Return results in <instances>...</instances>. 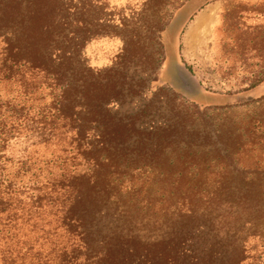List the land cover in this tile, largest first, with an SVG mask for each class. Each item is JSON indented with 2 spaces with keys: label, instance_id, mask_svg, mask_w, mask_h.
Segmentation results:
<instances>
[{
  "label": "trees",
  "instance_id": "trees-1",
  "mask_svg": "<svg viewBox=\"0 0 264 264\" xmlns=\"http://www.w3.org/2000/svg\"><path fill=\"white\" fill-rule=\"evenodd\" d=\"M210 2L189 0L194 11L186 20ZM94 5L0 0V83L14 87L19 98L12 100L20 103L9 110L10 132L36 138L19 169L28 180L0 182V264L258 261L264 250V93H250L264 82V70L253 72L258 75L241 92L218 97L232 99L217 104L225 109L246 108L240 118L230 117L241 119L239 128L188 130L179 114L150 119L151 103L118 117L111 106L125 86L131 96L144 87L145 79L128 76L139 41L125 46L121 69L84 65L82 48L114 26ZM146 62L142 73H154L153 56ZM43 90L51 102L34 108V96ZM1 111L2 103L3 117ZM244 158L250 166L239 167ZM124 162L143 179L126 178ZM145 172L160 177L155 196V180H146ZM151 209L157 229L144 239L133 230L131 215Z\"/></svg>",
  "mask_w": 264,
  "mask_h": 264
},
{
  "label": "rangeland",
  "instance_id": "rangeland-1",
  "mask_svg": "<svg viewBox=\"0 0 264 264\" xmlns=\"http://www.w3.org/2000/svg\"><path fill=\"white\" fill-rule=\"evenodd\" d=\"M188 1L93 0L98 4L94 6L102 9L99 18L113 20L114 26L111 25L109 30L104 28L101 33L105 34L88 41L80 51V59L91 69H117L118 66L121 69L124 66L119 64V56L127 43L138 39L139 43L135 45L137 53L128 64V76L135 82L145 79L144 87L141 94L131 96L127 94L128 85L125 86L122 98L111 106L116 116L136 114L151 103L148 111L150 119L179 114L188 130L212 133L234 124L239 128L241 119L230 117L240 118L246 108L227 106L229 108L225 109L217 104L230 103L232 99L220 101L218 97L228 92H241L258 75L253 72L264 70V0H209L211 2L202 10L194 12L192 19L186 20L187 14L194 11L188 8ZM240 26L243 30L251 27V30L241 33ZM159 30L161 39H157ZM147 55L154 58V73H142L149 66ZM247 59L250 61L247 62ZM134 81L127 80L126 83L134 85ZM161 89L164 91L160 92ZM14 90L6 82L0 83L3 114L0 120L5 132L0 138V182L16 177L18 186L19 182H26L30 177V174L23 176L19 169L27 154L35 150L32 142L36 138L25 137L14 130L10 132L9 110L20 105L19 100H12L13 96L19 98ZM158 92L160 96L156 97ZM263 93L264 82L250 95L257 97ZM34 99V108L51 102L47 90L37 92ZM126 164L124 162L120 167L126 178H142L140 173L132 171L133 167L129 164L127 167L131 168H125ZM250 164L244 158L238 166ZM123 175L121 178H124ZM147 176L145 172L146 180ZM159 178L155 173L148 176L149 180H155L151 185L154 196L157 189L155 183ZM131 216L132 228L142 238L147 239L157 229L152 209L151 213L140 211ZM262 252L263 249L259 250L255 258L258 261H253V264H264Z\"/></svg>",
  "mask_w": 264,
  "mask_h": 264
}]
</instances>
